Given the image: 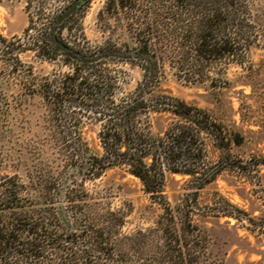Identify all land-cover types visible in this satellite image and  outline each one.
Here are the masks:
<instances>
[{
	"label": "trees",
	"instance_id": "16d2710c",
	"mask_svg": "<svg viewBox=\"0 0 264 264\" xmlns=\"http://www.w3.org/2000/svg\"><path fill=\"white\" fill-rule=\"evenodd\" d=\"M59 1L49 12L41 7L35 17L30 13L24 37L0 34V46L16 62L20 51L31 50L68 68L49 103L58 112L89 109L100 126L99 149H90L80 135L68 140L72 131H63L69 151L64 167L81 179L63 194V169L0 181V264H116L123 219L91 201L82 180L122 168L168 208L167 174L191 176L196 193L222 169L207 160L208 141L229 153L231 142L241 140L205 109L156 88L166 65L179 78L196 82L212 62L242 56L251 41L254 0H105L98 14L105 38L97 44L78 33L92 0ZM37 20L39 29L29 34ZM118 62L143 71L135 90L123 96L117 95L110 68ZM161 112L170 114L171 122L162 133H153L152 116ZM167 252L162 264H185L180 247L167 245Z\"/></svg>",
	"mask_w": 264,
	"mask_h": 264
},
{
	"label": "rangeland",
	"instance_id": "374dc122",
	"mask_svg": "<svg viewBox=\"0 0 264 264\" xmlns=\"http://www.w3.org/2000/svg\"><path fill=\"white\" fill-rule=\"evenodd\" d=\"M40 1L0 0V34L24 37L30 13L35 17L41 7L49 12L60 2L43 0L41 6ZM104 3L92 0L82 15L78 33L90 44L105 38L98 19ZM36 22L29 34L39 29ZM250 23L251 41L242 56L212 62L196 82L179 78L166 65L156 88L205 109L233 138L241 136L238 143L231 142L229 153L208 141L207 160L222 168L213 181L195 193L191 176L167 174L165 208L122 168L82 180L91 201L123 219L116 264H162L159 260L169 257L167 245L181 248L185 264H264V0H254ZM4 50L0 46V181L14 174L28 180L39 170L63 169V194L81 182L64 167L69 151L63 131H72L68 140L80 135L96 150L99 123L85 107L58 112L50 105L55 85L69 71L65 65L31 50L20 51L16 62ZM110 68L118 96L132 93L142 81L137 64L118 62ZM152 117L153 133H162L172 119L164 112Z\"/></svg>",
	"mask_w": 264,
	"mask_h": 264
}]
</instances>
